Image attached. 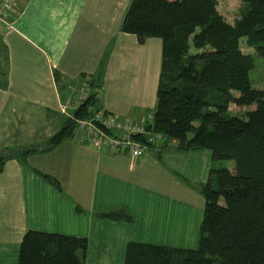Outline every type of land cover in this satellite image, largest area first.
<instances>
[{
    "label": "crops",
    "instance_id": "crops-1",
    "mask_svg": "<svg viewBox=\"0 0 264 264\" xmlns=\"http://www.w3.org/2000/svg\"><path fill=\"white\" fill-rule=\"evenodd\" d=\"M131 1H18L13 31L0 34V155L54 135L83 91L85 99L96 94L100 114L121 120L141 122L156 106L163 43L150 38L141 45L122 32ZM146 58L152 69L142 76ZM87 136L77 128L51 153L6 163L0 264H18L29 230L86 238V264H125L131 243L197 249L206 202L200 189L215 165L212 151H180L173 140L134 157L92 148ZM34 169L59 180L63 191ZM112 212L126 218L101 216Z\"/></svg>",
    "mask_w": 264,
    "mask_h": 264
},
{
    "label": "trees",
    "instance_id": "trees-1",
    "mask_svg": "<svg viewBox=\"0 0 264 264\" xmlns=\"http://www.w3.org/2000/svg\"><path fill=\"white\" fill-rule=\"evenodd\" d=\"M218 1L132 0L123 19L122 32L139 44L150 38L163 43L154 121L146 131L165 137L163 149L174 140L177 150H210L214 162L234 165L233 171L212 168L200 189L206 202L197 249L131 243L125 264H264V90L250 77L255 58H264V0H240L244 9L234 23L220 14ZM242 40L254 53L243 52ZM98 103L96 94L87 97L42 144L7 149L0 173L10 160L24 162L73 139L77 121L101 111ZM231 104L255 108L232 116ZM133 139L147 142L146 135ZM34 172L63 191L56 178ZM101 216L126 218L120 212ZM87 246L86 238L29 230L18 264H86Z\"/></svg>",
    "mask_w": 264,
    "mask_h": 264
},
{
    "label": "built area",
    "instance_id": "built-area-1",
    "mask_svg": "<svg viewBox=\"0 0 264 264\" xmlns=\"http://www.w3.org/2000/svg\"><path fill=\"white\" fill-rule=\"evenodd\" d=\"M19 0H0V34H7L14 29V22L11 17ZM90 81V80H89ZM85 100V92H82L78 104ZM154 121L153 115L141 122H134L129 119L121 120L113 114H96L92 120H78L77 128H86L88 136L86 143L92 148H108L113 152L128 151L134 157H142L147 154L152 146L161 145L166 141L159 133L146 131V126ZM98 124L103 125L113 133H108ZM117 131V133H115ZM119 131V133H118ZM136 135H146L147 142H138L133 139Z\"/></svg>",
    "mask_w": 264,
    "mask_h": 264
},
{
    "label": "rangeland",
    "instance_id": "rangeland-1",
    "mask_svg": "<svg viewBox=\"0 0 264 264\" xmlns=\"http://www.w3.org/2000/svg\"><path fill=\"white\" fill-rule=\"evenodd\" d=\"M243 9H244V7H243V4L240 0H219L218 1V10L220 11V14L225 18V20L229 23H234L238 18H240L242 15ZM241 48H242L244 53H254V50L252 48L248 47L244 40H242ZM160 58H161V56H160ZM255 63H256L255 69L250 72L252 86L254 88L264 90V58L256 57ZM106 64H107L106 61H104L102 63L103 66ZM157 65H158L157 67L161 68V64H160L159 59L157 61ZM151 69H152V66L150 64V60H149V58H146L145 65L142 69V76H144V73L149 74ZM74 84H75V82H73V88L71 91L73 94L76 91V87ZM82 84H83V82L81 83L80 87L82 86ZM80 87H79V89H80ZM79 92H78V95H79ZM81 93H80V95H81ZM234 93L236 95H239L238 92H234ZM76 98L80 99V98H78L77 95H76ZM154 102H155V100H154ZM229 107H230V115H232V116L244 114L246 112V110H253L255 108V106H252L251 108L249 107L250 109L248 107L240 108V107L235 106L234 104H231ZM154 110H155V103H154V105H151V107L148 109V111H146V110L144 111V118L143 119L144 120L148 119L150 115H153ZM195 125L198 126L199 123L197 122V123H195ZM214 163H215V165L213 168H222L225 166L226 168L229 169V168H232V165H233L231 161H223V162L217 161ZM220 201H221V203H224L223 199H221Z\"/></svg>",
    "mask_w": 264,
    "mask_h": 264
}]
</instances>
